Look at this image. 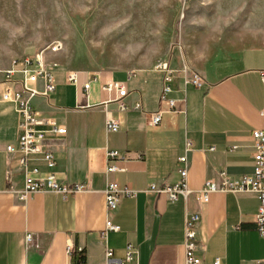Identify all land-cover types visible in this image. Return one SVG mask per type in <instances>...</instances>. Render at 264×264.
<instances>
[{
    "label": "crops",
    "instance_id": "1",
    "mask_svg": "<svg viewBox=\"0 0 264 264\" xmlns=\"http://www.w3.org/2000/svg\"><path fill=\"white\" fill-rule=\"evenodd\" d=\"M256 37L229 48L210 24L188 18L167 54L147 68L131 70H71L54 57L62 48L45 52L44 59L54 64L55 89L27 97L40 117L66 132H49L43 142L53 155L52 169L41 154L30 156L27 167L39 168L36 178L52 170L59 183L84 186L67 195L45 190L20 196L24 168L6 151L7 145H16L18 116L15 104L2 100V92L7 86L21 89L23 75L15 72L9 83L0 72V264H70L80 251L83 264H103L106 248L123 259L127 245L133 254L126 264H184L185 221L190 214L199 216L195 254L204 264L216 258L221 264H257L264 259V239L253 222L259 205L255 194L218 190L203 204L194 193L206 180L218 182L221 170L232 177L253 172L251 133L264 130V41ZM22 56H0V69L12 67ZM157 59L177 70L168 98L178 100L184 111L163 112L159 124L150 126L148 116L159 107L162 84V75L153 70ZM183 65L201 76L200 87L184 84L179 72ZM68 71L76 73V86L67 81ZM106 80L125 83L128 110H118L115 93L103 90ZM34 87L41 92L43 80ZM135 103L140 108H134ZM107 118L118 121L117 131L105 130ZM110 150L117 151L118 158L108 160ZM182 155L188 159L192 193L172 202L165 194L146 192L152 184L179 180L177 158ZM109 163L119 170L106 172ZM109 181L137 194L121 198L108 214L104 189ZM108 216L120 230L103 238L100 232Z\"/></svg>",
    "mask_w": 264,
    "mask_h": 264
},
{
    "label": "rangeland",
    "instance_id": "2",
    "mask_svg": "<svg viewBox=\"0 0 264 264\" xmlns=\"http://www.w3.org/2000/svg\"><path fill=\"white\" fill-rule=\"evenodd\" d=\"M188 18L229 48L264 41V0H0V56L60 42L54 57L71 70L143 69L178 43Z\"/></svg>",
    "mask_w": 264,
    "mask_h": 264
},
{
    "label": "built area",
    "instance_id": "3",
    "mask_svg": "<svg viewBox=\"0 0 264 264\" xmlns=\"http://www.w3.org/2000/svg\"><path fill=\"white\" fill-rule=\"evenodd\" d=\"M62 48L60 42H54L33 55H26L13 60V66L7 69H0L3 73L4 82H12L11 76L15 72H20L23 75L21 81V89H15L13 86H7L2 92V100L13 102L15 104V110L18 116V137L16 145L9 144L6 146V151L13 154L14 159L19 166L24 168V184L21 192V197L25 198L28 194L51 190L63 195L75 193L84 189L83 185L67 186L66 184L59 183L54 172L49 170L45 172L43 178H36L33 174H39V168L32 167L28 169L27 163L29 157L35 154H41L47 167L52 169L55 165L54 158L51 152L45 151L43 142L47 137V133L52 132L55 135H62L66 132L65 128L59 126L53 120L45 119L39 116V114L31 106L27 96H33L36 94L47 95L55 89V79L51 71V67L54 65L44 59L45 52L56 53ZM18 66V67H17ZM153 70L162 75L161 91L159 95V107L158 109L149 114L148 124L150 126H156L159 124L161 114L163 112H183L184 109L180 107L178 100L168 98V93L172 91L171 84L176 79L177 70L170 67L169 62L163 59H157ZM180 74L184 81V84H192L196 87H200L203 84L201 76L188 65H183L180 69ZM38 79L43 80V89L38 92L34 87V84ZM67 81L73 85H77V75L74 71L67 72ZM83 88L87 90L89 83L83 84ZM103 90L115 93V102L117 108L120 111H126L129 109L128 105L123 101L128 94L127 87L124 82L106 80L102 86ZM140 103H135L134 108H140ZM119 129V123L114 118H107L105 122L106 131H117ZM252 148H253V172L241 177H232L225 171L221 170L218 173L219 181L216 182L213 179L206 180L203 186L195 191L196 199L201 203H207L209 195L215 191L225 192H251L255 194L259 200V205L256 214L254 215L253 222L259 235L264 239V130H254L251 133ZM209 150H214V147H210ZM108 160H114L118 158V152L110 150L106 152ZM178 167L177 172L179 174V180L174 184H164L161 186L152 184L146 192L162 193L167 198L174 202L179 197L186 198L192 190L187 185V173H188V159L186 155L179 156L177 158ZM119 169L113 164L109 163L106 167V172H116ZM136 190L131 189L128 186L120 187L115 181L107 182L104 189L106 210L109 213L114 212L118 204L124 196L135 197ZM199 220L198 214H190L185 221L184 232V264H204L200 257L195 254L196 250V231L195 226ZM120 227L114 224L108 216L105 220L104 228L100 232L103 238L106 237L110 231L118 232ZM31 235H26V241L31 242ZM67 254L71 257L73 252L72 246H67ZM133 249L130 245L125 248V257L123 259H117L113 255L111 248H106L104 253L103 264H126L132 259ZM70 264H83L78 261H72ZM212 264H221L220 259L216 258ZM257 264H264V259L259 260Z\"/></svg>",
    "mask_w": 264,
    "mask_h": 264
},
{
    "label": "trees",
    "instance_id": "4",
    "mask_svg": "<svg viewBox=\"0 0 264 264\" xmlns=\"http://www.w3.org/2000/svg\"><path fill=\"white\" fill-rule=\"evenodd\" d=\"M76 261L83 263V254L80 251V253L77 255V258H75Z\"/></svg>",
    "mask_w": 264,
    "mask_h": 264
}]
</instances>
